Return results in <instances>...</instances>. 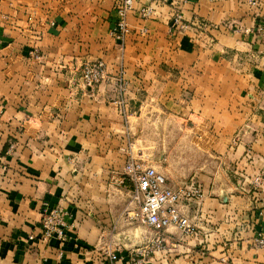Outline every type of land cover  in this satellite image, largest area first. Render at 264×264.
I'll return each instance as SVG.
<instances>
[{"label": "crops", "instance_id": "1", "mask_svg": "<svg viewBox=\"0 0 264 264\" xmlns=\"http://www.w3.org/2000/svg\"><path fill=\"white\" fill-rule=\"evenodd\" d=\"M117 1L0 0V264H132L142 248L148 264H264V0H134L125 39ZM177 5L192 28L171 34ZM96 59L110 81L81 86ZM142 108L168 182L203 191L194 230L169 226L160 248L114 182ZM56 205L74 225L44 240Z\"/></svg>", "mask_w": 264, "mask_h": 264}, {"label": "built area", "instance_id": "2", "mask_svg": "<svg viewBox=\"0 0 264 264\" xmlns=\"http://www.w3.org/2000/svg\"><path fill=\"white\" fill-rule=\"evenodd\" d=\"M132 8L133 0H123L118 8L119 20L114 33L120 38L130 32L126 16ZM181 17L178 14L176 18L178 25L173 24V28L184 27ZM81 73V83L87 87H94L105 80L106 64L103 60L89 62L83 66ZM134 148V145L127 148V161L122 173L114 179V182L122 186H126L129 181L132 183L130 198L124 213L130 221L143 223L155 230L158 233L154 240L155 247L160 248L165 241L164 231L169 226L175 225L185 232L194 230L187 206L190 200L200 198L203 191L194 183L172 186L163 172L147 162L146 152L139 150L136 153ZM68 216L69 212L62 206H46L41 220L44 230L43 239L48 240L54 237L64 239L67 228L74 225L68 220ZM256 243L264 247V235L258 236ZM104 248L111 261L120 258L114 243L111 242ZM149 250V248L139 249L137 253L140 256L135 252L132 264H148L145 258Z\"/></svg>", "mask_w": 264, "mask_h": 264}, {"label": "rangeland", "instance_id": "3", "mask_svg": "<svg viewBox=\"0 0 264 264\" xmlns=\"http://www.w3.org/2000/svg\"><path fill=\"white\" fill-rule=\"evenodd\" d=\"M123 0H118L116 2V10H117V14H118V17H119V12H118V8L121 4ZM134 0H133V8L127 13V16H126V21L128 23V20H127V17L128 15L135 10V7H134ZM183 8L181 5H177L176 7H174V11H173V14L170 16L169 20H168V26H169V32L171 34L173 33H179V32H185L187 30H190L192 28V24L188 21H186L183 17ZM155 13V9L153 6L151 5H148V6H145L143 8H141L139 10V14L140 16L144 17V18H148V17H152ZM178 14H180L182 17L180 18L181 22L184 24V27H172V25L174 24V26H177L178 24H176V18L178 16ZM118 23V22H117ZM128 26H129V29H130V32H131V27L128 23ZM232 28L234 29V31H240V27L233 24ZM130 32H128V34H126V36H124L122 39H125L129 34ZM120 38V37H119ZM97 60H103V59H96V60H89V61H86L83 63V65L81 66V72H82V68L83 66H85L87 63L89 62H93V61H97ZM104 61V60H103ZM105 62V61H104ZM106 64V63H105ZM109 73H108V70H107V66H106V78L104 81H102V83L96 85V86H99L105 82H109L110 81V77H109ZM81 77H82V73H80V84L81 86H84L82 83H81ZM122 79V80H121ZM119 83H120V87L122 89L125 88V81H123V78L120 76L119 77ZM96 86L94 87H87V86H84V87H87V88H95ZM141 114H143L142 117H140V119L138 120L137 122V126L135 128V131H136V135L134 137V139H132L131 143L128 145V147H131V146H135L134 150L136 151V153L139 151V150H143L146 152L147 154V162H149L151 165H154L158 168V170H160L161 172H163L165 174V176L167 175V171H163L160 167L161 165V156L159 154V145H160V141H161V138L160 137H157L156 136H159V129H160V123H157L155 120H154V123L152 122H148L147 121V118L145 117V113H146V108H142L140 110ZM152 134V137L149 138L148 135ZM158 134V135H157ZM147 136V137H146ZM154 136V137H153ZM192 144V142H191ZM145 158V156H142ZM191 158L189 157L188 160H190ZM187 161L186 159H184V157L181 158V161ZM183 161V163H180L179 164V167H182V165H187V163ZM170 172H168L169 174ZM253 182L258 185L262 182L261 180V176H255L254 179H253ZM129 184V188L132 187V183L129 181L128 182ZM201 198V197H200Z\"/></svg>", "mask_w": 264, "mask_h": 264}]
</instances>
